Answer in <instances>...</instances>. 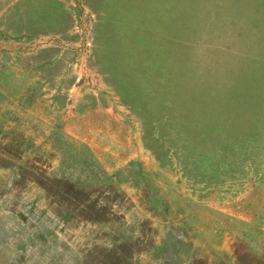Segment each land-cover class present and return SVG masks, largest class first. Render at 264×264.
Returning <instances> with one entry per match:
<instances>
[{"label":"rangeland","instance_id":"1","mask_svg":"<svg viewBox=\"0 0 264 264\" xmlns=\"http://www.w3.org/2000/svg\"><path fill=\"white\" fill-rule=\"evenodd\" d=\"M0 264H264V0H0Z\"/></svg>","mask_w":264,"mask_h":264}]
</instances>
